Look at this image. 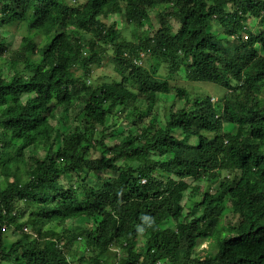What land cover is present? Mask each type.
<instances>
[{"label": "clouds", "instance_id": "clouds-1", "mask_svg": "<svg viewBox=\"0 0 264 264\" xmlns=\"http://www.w3.org/2000/svg\"><path fill=\"white\" fill-rule=\"evenodd\" d=\"M50 2L22 0L16 7L13 0H0L3 82L12 83L14 76L19 77L17 86L31 80L39 91L21 103L36 100L48 109L41 115L47 116L54 107L64 117L60 125L64 135L59 139L53 135L51 151L39 156L50 157L45 161L47 171H34L29 149L24 154L29 160L27 169L15 172L12 187L16 191L11 195L0 191V264H29L22 254L32 251L46 257L44 264H124L132 257L129 249L139 255L140 264H160L155 249L145 254L152 242L147 239L149 230L140 225L148 221L152 232L159 230L154 205L168 202L171 206L164 189L176 183L177 165H196L205 154H217L208 176L213 195L221 183H230L233 177L238 181L243 174L234 153L244 148L251 131L248 117L254 112L264 116V78L256 75V69L264 67V0H193L192 4L188 0H108L83 28L80 22L91 17L93 0H56L59 7L45 8ZM194 6L209 15L191 13ZM73 9L77 14L73 15ZM109 11L116 23H100ZM189 23L198 29L197 35H203L199 47L212 49L210 56L197 51L193 34L187 31ZM113 31L115 38L110 35ZM21 36L27 37V47L22 46ZM49 43L53 49L47 55L54 53V63L63 65L58 69L59 86L49 79L54 75L52 64L41 56ZM37 66L39 71L34 72ZM99 92L109 97L99 105L103 116L74 120L80 105L90 102V94L92 100H99L95 95ZM161 93L166 98L161 99ZM72 96H81L76 111L64 102ZM16 107L11 100L0 107V120ZM197 108L202 109L198 115L203 119L193 122L185 138L183 128L171 125L185 121ZM165 134L180 146L162 152L155 141ZM65 135L83 143L66 142ZM126 141L137 143L139 151L130 153ZM19 143L9 152L15 154ZM121 175L140 187L162 184L163 194L145 204L137 187L120 182ZM45 185L48 193L42 190ZM52 191L57 193L55 198ZM202 195L201 191L197 201ZM101 205L103 223H80L77 213ZM228 209L225 228L243 232L242 199L239 204L236 199L230 201ZM185 212V227L203 215L199 208L192 214L185 207ZM167 219L170 235L179 237L174 217ZM200 224L203 231L207 217ZM254 235L231 237L230 233L225 250L248 240L264 243V228L259 241ZM98 236L103 237V244L95 239ZM191 242L202 245L204 237L193 232ZM212 245L201 253V259L220 252L216 241Z\"/></svg>", "mask_w": 264, "mask_h": 264}, {"label": "trees", "instance_id": "trees-1", "mask_svg": "<svg viewBox=\"0 0 264 264\" xmlns=\"http://www.w3.org/2000/svg\"><path fill=\"white\" fill-rule=\"evenodd\" d=\"M22 0H13L16 7L20 6ZM108 0H93L92 15L88 20H82L80 22L81 28L99 14L97 9L103 10L107 5ZM189 4L193 3V0H188ZM8 5L5 6V10L8 9ZM45 8H57L59 4L56 0H51L50 3L44 5ZM87 7V5H85ZM202 7V5L200 6ZM35 11H41L40 8ZM191 13L199 12L198 7H192ZM35 14V12H34ZM77 14V10L73 9V15ZM13 15H19V13L13 12ZM111 11L105 13V18L100 23L110 22L115 24L116 21L111 22ZM202 17H207L209 14L199 12ZM188 16H185V21H188ZM63 22V20L61 21ZM35 23V21H33ZM31 28V25H29ZM187 31L191 32L197 45V51H202L204 56H210L212 49L205 46L202 49L199 47L203 43V35H197L198 29L188 24ZM61 35H68V33H62ZM115 38V32L110 33ZM22 46L27 47V37L22 38ZM53 49V44L49 43L44 47L41 52V56H46L48 62L52 64L50 72L54 75H49V79L53 80V83L57 86L60 85V76L58 69L63 67L61 64H55V54L47 55ZM2 50V48H0ZM33 54L35 53V47L32 48ZM28 66L27 64L25 65ZM11 70V65L8 66ZM34 72L39 71V66L33 69ZM5 72V62L0 59V107L7 104L10 100L17 107L16 109L9 108L8 112L4 114L2 120H0V128L4 131L0 133L3 138L0 139V191L7 192L11 195L16 191L13 187V181L15 180V172L21 168L27 169L29 160L24 159V154L31 149L32 155L29 159L35 163L36 168L34 171L40 172L43 168L47 171L45 161L50 160V157L44 156L40 159V151L45 153L51 151V144L53 135L59 139L61 135L60 125L64 117L60 116L56 108H51V111L47 116L41 115L48 109L36 100H30L27 104H22L21 101L25 96L29 95L33 91H39L31 80L27 83L21 82L16 85L19 77L14 76L12 83H4L3 75ZM256 75L264 78V67H258L256 69ZM52 85H49V89ZM100 99L92 100V94L89 95V103H82L80 105V111L77 113L78 117H81L80 121L90 120L97 116H103V113L99 111V105L104 99L109 97L104 92L95 94ZM82 96V94H81ZM81 96L66 97L65 103L71 106L73 111H76L77 101L81 100ZM166 96V93H161V99ZM52 97H48V105L51 106ZM65 114L68 109L65 108ZM202 109L197 108L196 113L186 115L185 121H177V123L171 125L173 128H183L185 131V138L193 127V122L203 117L198 114ZM187 124V126H185ZM247 124L250 126L251 131L245 139L244 148L241 151L234 153V157L238 159L237 166L243 170V174L237 181L236 177L232 178L230 183H221L216 190L215 195L211 192V184L209 183L208 176L211 173V169L215 167L214 155L217 154H205L196 165H183L178 164L176 170V183L171 185L170 189H164L165 192H169L170 204L168 202L154 205L157 209L154 215L156 216V222L160 224L158 231H151V224L145 221L140 227L148 229L147 239L152 243L146 247L145 254L152 253L153 249L159 252L158 257L160 264H264V243L253 244L251 240L240 242L237 246L233 247L230 251H226L224 245L231 237L248 236L249 234H256L253 239L259 241L260 229L264 228V116H260L258 113L248 117ZM203 127V125H200ZM165 133L167 130H163ZM31 137V139H28ZM69 139H76L77 143H83L78 137H69L65 135V141ZM167 141L161 143V141ZM17 141V151L15 154L9 152V148L12 147ZM155 143L160 145L162 152H166L169 149H175L180 146V142L176 140H170L165 134L163 137L157 136ZM210 143V142H209ZM128 151L130 153H137L139 151L138 144L132 141H126ZM84 147H87L85 144ZM198 149L201 145L196 146ZM231 151V149H229ZM255 169V171H252ZM43 174V173H41ZM13 179L11 181L10 179ZM214 180V177L212 178ZM187 180H192V184H188ZM2 182L6 183V188H2ZM121 183H127L138 188V195L143 197L144 203L148 204L153 197L157 194H163L161 192L162 184H150L146 187H140L135 184V181L125 175L120 177ZM45 193L49 192L47 185L42 187ZM190 190V191H189ZM189 191V197L186 203L183 205L182 201L185 197V193ZM201 191L203 195L199 201L196 197L200 195ZM19 195V192H16ZM53 198L57 195L55 191L51 192ZM233 199H236V204L243 201L245 210L240 215L244 217L240 223L242 224L244 231L235 232L231 229L225 228V221L229 213L228 204ZM92 203H95L93 198ZM185 207L192 210V214H195L197 209H202L203 215L197 216L195 220L185 227L184 220L187 219ZM219 208V211L217 210ZM235 211V206H233ZM50 211H54L50 209ZM103 205L100 208L88 210H81L77 213L79 220L88 219L91 223H103L104 216L102 215ZM168 217H174L176 224L180 227L179 237L175 233L170 235L171 222ZM207 217V227L201 231L200 221ZM195 232L196 236H203L204 242L208 243V248L212 247V241H216L220 246V252L215 257H206L201 259V253L206 250L200 251V247L196 246L194 242H191V238ZM231 233V237H230ZM95 239L99 240L101 244L104 243L102 236H98ZM182 242H188L186 247L182 246ZM132 252V257L125 261L124 264H140L139 255L134 252V249H129ZM28 260L29 264H35V261L39 260L40 264H44L46 257L42 253L35 251L22 254ZM169 257H174L172 261Z\"/></svg>", "mask_w": 264, "mask_h": 264}, {"label": "rangeland", "instance_id": "rangeland-1", "mask_svg": "<svg viewBox=\"0 0 264 264\" xmlns=\"http://www.w3.org/2000/svg\"><path fill=\"white\" fill-rule=\"evenodd\" d=\"M113 21H115V20H112V19H111V22H113ZM23 37H24V36H21V37H20L21 43H22V41H23V40H22ZM164 98H166V96H163V97H162V99H164ZM173 102H174V101H173ZM73 119H74V120H75V119H79V120H81V117H78V116L76 115ZM65 127L67 128V126H65ZM40 153H45V152L40 151ZM0 180L2 181L3 178L0 177ZM10 180L13 181L12 178H11ZM187 182H188V184H192V180H187ZM1 185H3L2 188H6V183H5V182H2ZM189 191H190V190H189ZM189 191H187V192L185 193V197H184V199H183V201H182V204H183V205L186 203V201H187V199H188V197H189V194H190ZM211 192H212V191H211ZM79 221H80V223H91V222H93V221L88 220V219H81V220H79ZM207 248H208V243L204 242V243L201 245V247H200V251H202L203 249H207Z\"/></svg>", "mask_w": 264, "mask_h": 264}]
</instances>
